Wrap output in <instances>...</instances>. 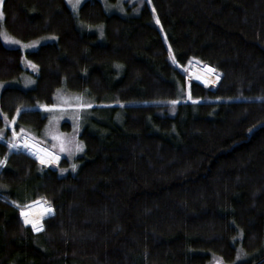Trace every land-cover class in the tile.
<instances>
[{
  "label": "trees",
  "instance_id": "16d2710c",
  "mask_svg": "<svg viewBox=\"0 0 264 264\" xmlns=\"http://www.w3.org/2000/svg\"><path fill=\"white\" fill-rule=\"evenodd\" d=\"M144 2L122 16L99 0L76 13L65 0L2 1L10 35L55 40L24 53L31 88L0 90V264H205L237 246L250 254L239 264H264V0ZM21 57L0 38V80L24 72ZM193 62L217 83L187 79ZM58 88L137 102L86 126L77 169L63 174L64 155L44 166L8 144L10 127L44 143L34 107ZM28 196L51 204L32 215L53 209L36 233L17 216Z\"/></svg>",
  "mask_w": 264,
  "mask_h": 264
},
{
  "label": "rangeland",
  "instance_id": "374dc122",
  "mask_svg": "<svg viewBox=\"0 0 264 264\" xmlns=\"http://www.w3.org/2000/svg\"><path fill=\"white\" fill-rule=\"evenodd\" d=\"M2 1L3 0H0V38L5 46L10 48H17L22 52L21 64L24 69V72H22L18 78L6 80V81L0 80V90L5 86H17L23 89H28L34 85V76L37 72V67L32 61H30L24 56V53L26 51L36 49L42 43L54 41L55 37L53 35H43L35 39L25 41L10 35L2 26V19H3ZM65 1L69 6V8L74 13H76L79 6L85 0H79V3L77 4L75 9H73L72 7V2H75V0H71V2L70 0H65ZM99 1L102 3L103 9L106 13H116L122 16L136 14L139 9V3L141 5L143 3H146L144 2V0H99ZM78 25L80 27L85 26L86 31L88 32H95V33L97 32L98 39L102 38V30L100 26L83 25L81 23H78ZM5 36L10 38L11 42H6V40L4 39ZM33 65H35V68L33 67ZM190 65L191 64H189V66ZM189 66L185 69V77L191 80V77L187 73ZM211 71L214 74H216L212 68ZM218 79L219 78H217V81ZM132 103H137V102H119L113 98H106L100 102H95L91 97H89L84 93L71 92L64 90L62 88H58L54 92L53 100L50 104H42L34 107V108H38L46 116L44 126L40 133V139L44 141V143L36 141L32 137L25 134H20V135L18 134L14 136L13 133L15 132L10 127L9 129L12 134L11 136L14 137V139L12 141H8V144L9 145L10 143L17 144V142L21 139L22 136H27L33 142L40 144L41 146L52 151L53 153L58 154L60 156L64 155L66 157L67 162L63 167L59 169V174H63L68 171L74 172L78 166L76 158L80 156L83 152V142L80 138L81 131L86 126H91L93 121L101 120L103 118V111L105 110V108L113 107L115 105L123 106L125 104H132ZM43 105H55L56 107L46 108V107H42ZM77 105H82V106L78 107ZM174 113H175V104H170V106L167 109V114L173 115ZM0 116H2L5 119L1 110H0ZM62 141L64 142V146L68 149V151H61ZM77 145H80L82 147L81 151H76ZM19 148L20 147L17 144L16 147H10V151L20 150ZM20 152L26 154L22 150ZM26 155L30 156L29 154ZM30 157L39 164H41L38 160H36L32 156ZM3 161L5 162V159H3ZM58 162L56 163L52 162L50 164L56 165ZM3 163H0V169L3 166ZM73 164L76 165L75 169L72 168ZM44 166L47 165L44 164ZM61 169H65V171L62 172ZM30 197L31 196H28V198ZM36 198H40V197L37 196ZM36 198L31 197V201L29 203L34 202L33 200ZM1 200L8 203L10 202V204L13 205L12 203L13 201H8L5 199H1ZM29 203H24V204H29ZM34 205L40 206V208H42L43 205L51 206V204H44L43 202H38V203H32L30 204V206L27 207L25 206L24 210H26L30 219L35 220L37 222L39 221L38 224H41V221L44 218L53 214V209L52 207H50L51 208L50 212H52L51 214H49L50 213L49 211H46L47 210L46 208L45 212L32 215V213L35 212ZM17 207L19 208V206ZM20 210H17V216L20 223L23 226H29L32 232L34 233L35 230L33 229L32 225H25L22 222ZM40 230H42V228ZM249 257L250 254H246L241 250V248L237 246V250L232 259L224 260L218 255L211 254L210 258L207 260L205 264H239L244 262Z\"/></svg>",
  "mask_w": 264,
  "mask_h": 264
},
{
  "label": "bare ground",
  "instance_id": "6f19581e",
  "mask_svg": "<svg viewBox=\"0 0 264 264\" xmlns=\"http://www.w3.org/2000/svg\"><path fill=\"white\" fill-rule=\"evenodd\" d=\"M211 68L212 67L208 64L199 65L193 62L189 66L188 74L191 77V80L198 82L202 86L214 85L217 82L218 77L211 71ZM17 144L20 147V150L24 151L26 154H29L40 163H42V159L49 161V163L42 164L49 165L52 162H58L60 159V155L55 154L40 144L33 142L27 136H22Z\"/></svg>",
  "mask_w": 264,
  "mask_h": 264
},
{
  "label": "snow or ice",
  "instance_id": "6c2138e0",
  "mask_svg": "<svg viewBox=\"0 0 264 264\" xmlns=\"http://www.w3.org/2000/svg\"><path fill=\"white\" fill-rule=\"evenodd\" d=\"M70 2H71V0H70ZM78 3H79V0H75V2H72L73 9L76 8V6H77ZM4 39L6 40V42H11L10 41V38H8L6 36L4 37ZM33 67L35 68V65H33ZM173 103H175V101H173ZM77 106L79 107V106H82V105H77ZM42 107L52 108V107H56V106L55 105H43ZM12 119L15 120V116H13ZM21 131H23V129H21ZM13 135L15 136V135H18V134L17 133H13ZM9 146L10 147H16L17 144L16 143H10ZM81 150H82V147L80 145H77L76 146V151H81ZM61 151H68V149L64 146V142L63 141L61 142ZM3 162H4L3 160H0V163H3ZM41 162L42 163H49L48 160H43V159H42ZM75 167H76V165L73 164L72 165V168L75 169ZM61 171L63 172V171H65V169H61ZM13 203H16V202L13 201ZM31 203H35V202H31ZM46 211H49L50 212L51 211V208H48ZM21 215H25V213H24L23 210L21 211ZM25 223H31L32 224V227H33V229L35 231H39L43 227V225L38 224V222L35 221V220L29 221V220L25 219Z\"/></svg>",
  "mask_w": 264,
  "mask_h": 264
},
{
  "label": "water",
  "instance_id": "95a60500",
  "mask_svg": "<svg viewBox=\"0 0 264 264\" xmlns=\"http://www.w3.org/2000/svg\"><path fill=\"white\" fill-rule=\"evenodd\" d=\"M187 73H188V72H187ZM17 151H21V150H17ZM41 164H42V163H41ZM42 165H44V164H42ZM33 201H34L35 203L43 202V203H45V204H50V203L48 202V200L45 199V198H36V199H34ZM30 204H32V203L21 205V206H19L18 210L25 208V206H26V207H27V206H30Z\"/></svg>",
  "mask_w": 264,
  "mask_h": 264
},
{
  "label": "flooded vegetation",
  "instance_id": "af4514ba",
  "mask_svg": "<svg viewBox=\"0 0 264 264\" xmlns=\"http://www.w3.org/2000/svg\"><path fill=\"white\" fill-rule=\"evenodd\" d=\"M31 201V199H29L28 201H26L25 203H29Z\"/></svg>",
  "mask_w": 264,
  "mask_h": 264
}]
</instances>
